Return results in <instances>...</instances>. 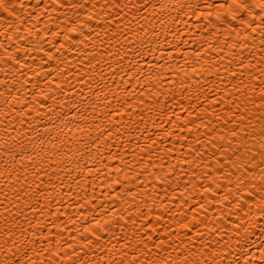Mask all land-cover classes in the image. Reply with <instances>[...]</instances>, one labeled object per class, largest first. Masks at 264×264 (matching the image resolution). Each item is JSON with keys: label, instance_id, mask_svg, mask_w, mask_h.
I'll use <instances>...</instances> for the list:
<instances>
[{"label": "bare ground", "instance_id": "6f19581e", "mask_svg": "<svg viewBox=\"0 0 264 264\" xmlns=\"http://www.w3.org/2000/svg\"><path fill=\"white\" fill-rule=\"evenodd\" d=\"M152 2L156 3V0ZM205 2L213 7H204ZM77 3H83L84 7L53 9L50 6L39 20L32 19L27 23L18 21L20 27L12 31V41H6L0 36V58L11 56L16 61L13 63V60H9L6 65L0 59V80L17 89L13 92V97L23 96L35 109V101H39L43 93L53 97L44 101L45 104L59 108L60 103L68 104L70 96L83 88V85L76 84V88L72 89L71 85L60 80L62 75L75 83L80 76L85 75L89 60L98 72L101 66H105L103 61L112 60L111 54L117 50L123 52L124 49L119 48L118 41L131 50L143 40L145 47L141 50L152 49V54L146 53L145 59L161 66L158 70L146 71L145 75L160 77L158 83L153 81V90L159 93L158 98L166 105L164 110L169 115L172 112L182 115L185 121L189 120V116L182 109L196 110V115L203 116L204 122L197 121L200 123L198 129L193 124L192 132L185 130L162 139L165 136L164 128L170 126L166 122L162 124V120L157 118L161 105L153 106L152 98H146L147 92L144 97L138 98L140 89L136 80H133L131 83L136 86V94L126 96L124 91L119 92L122 98L131 103V107L126 108L130 115L111 117L116 121L114 133L115 129L119 132L106 141L111 147L102 148L101 153L97 154L99 159H91L85 154L82 160L73 157L71 163H67L66 156L52 157V163H48V158H45L41 167L46 168L48 174L42 176L43 184L36 179V171L27 160L21 162L16 159L14 167H0V201L4 202L0 204V213H3L0 215V226H5L6 219L11 222L15 218L18 226L13 228V232L18 240L27 242L29 247L35 241L37 246L43 244L52 249L63 248L69 253L74 250L84 255L87 252L85 259H98L103 256L105 260L101 264H106L112 252L104 251L100 246L109 250L113 246L119 248L124 236L132 239L133 247H143L145 243L151 246L154 242L161 241L165 246L181 245L182 241L187 244L190 239H195V229L198 226L204 236L197 240L196 247L203 245L205 241L214 240L205 224L210 226L214 223L210 217H219L220 211L217 207H212L206 217H201L204 224L197 221L192 230L182 227L186 218L189 223L192 222L191 207L195 203L191 199V184L185 187V183L194 182L197 186H207L209 180L219 178L226 186L225 190L233 187L221 173L237 171L232 161L239 162L240 156L247 162L251 153L244 154L245 145L257 153L256 161H259L260 142L254 137L259 136L261 113L247 97H254L259 101V88L253 93L251 86L257 84L259 79H264V73L258 70V66H264V44L261 43L264 24L257 18L247 28L243 27L240 19H249L243 12L238 14L236 20L227 19L224 22V13L227 10L218 11L216 5L225 3V0H167L164 10L157 7L153 14L150 4L147 10L136 13L135 19L132 16L136 11L134 8L126 10L127 18L122 12L120 19H115V10L107 12L103 7H97L93 11V4L103 5L104 0H77ZM190 3L200 6V19L192 15L193 9L187 7ZM182 4L185 7L181 8ZM255 11L258 10L254 9ZM209 12L212 13L211 17L205 15ZM217 15L222 19L216 20ZM88 16L93 18L89 20ZM129 26L132 28L131 32L128 30ZM73 27L77 30L75 33L69 30ZM253 28L256 29L255 33ZM124 33H127L131 43L124 39ZM245 36L248 37L247 41ZM233 44L237 47L233 48ZM241 51L244 64H251V68L242 69L238 66L240 57L233 59ZM48 54L53 56L50 61ZM153 56L162 59L153 60ZM97 61L101 64L97 65ZM9 65V71H15L5 75V69ZM57 67L63 69V72H53L51 76H45L46 71ZM87 71L92 72L93 69L87 68ZM231 72L237 75L233 77ZM251 75L256 76L257 81H252ZM48 79L53 81L51 86L46 82ZM119 79L117 77V82ZM57 83L69 88V93L61 95ZM109 83L112 81L109 80ZM238 86L241 89L239 91ZM198 89L203 91L198 92ZM33 93H36L35 101ZM87 94L85 89V95ZM197 95L200 97L199 101L196 100ZM212 100L217 103L213 104ZM21 107L25 108L23 117L16 114V110ZM27 107L15 105L8 118L15 129L10 131V135L18 137L25 144V137L28 135L27 121L36 115L35 111L29 115ZM217 115L219 120L216 119ZM240 116L244 117L243 121L239 119ZM22 118L26 120L24 124L19 123ZM163 119L166 121L167 117ZM7 122H0V138L6 135L3 129ZM173 123L179 127V122L174 117ZM234 128L238 133L236 137L230 134ZM253 128L255 131H252ZM249 134L252 138H249ZM178 136H183L184 139H179ZM197 139L199 143H196ZM152 140L156 144H152ZM221 148L224 149L223 152ZM7 159L12 162L14 158L8 156ZM62 159L65 164L60 163ZM85 161L88 162L87 167L93 168L92 173L87 171ZM221 162L223 168L220 167ZM36 163H39V157L36 158ZM208 173L211 175L208 176ZM241 174L242 172L237 171V175ZM114 181L119 183H113ZM37 185H40L45 196L51 192V197H40L37 203ZM212 188L216 189V185L213 184ZM222 194L217 190L215 199L219 200ZM195 199H201L199 192L195 193ZM58 201L63 202V207ZM33 205H36L35 211ZM42 205L49 206L44 213L39 211ZM5 206L13 216L4 212ZM57 210L63 213L59 218L50 214ZM224 210H227L226 203ZM157 216L160 217L159 222ZM93 217L106 229L100 232L101 239L98 244L94 236L86 238L82 235L85 227L91 228L96 222ZM132 219L138 221L134 226ZM29 220L33 223L32 228L28 226ZM105 220L109 223L104 224ZM37 221L45 225L42 231L37 230ZM53 221L56 227L52 226ZM216 226L219 227V224ZM20 228L26 230V236H20ZM133 231L138 233L134 238ZM113 234L121 237V240L113 239ZM45 236L49 239L46 240ZM261 239L264 238L258 233L251 237L256 244ZM2 240L3 237H0V242ZM87 240L92 242L95 251L87 247L81 248ZM69 245L72 247L69 248ZM213 246L216 245L213 243ZM168 250L171 251V248ZM246 251L255 253L256 250L251 244L243 250L237 246L228 254V260L224 264L237 259L243 264ZM64 254L63 251L60 252L61 256ZM116 258L119 259L118 254Z\"/></svg>", "mask_w": 264, "mask_h": 264}, {"label": "snow or ice", "instance_id": "6c2138e0", "mask_svg": "<svg viewBox=\"0 0 264 264\" xmlns=\"http://www.w3.org/2000/svg\"><path fill=\"white\" fill-rule=\"evenodd\" d=\"M151 4L153 9V14L155 9L159 7L160 10H164L167 6V0H156L153 3L152 0H104V4H93V11L97 7H103L107 12L116 11L115 19H120V13H124L125 18H127L128 11L135 9L136 11L132 13L135 19L136 13L141 12V10H147L148 6ZM53 9H59L67 7L69 9L73 8H83V3H77V0H0V36H3L6 41H12V31L18 30L20 25L18 21H28L35 19L39 20L41 15H44L49 7ZM185 5H181V8ZM187 7L193 9L192 15L196 19H200V6L188 4ZM204 7H213V5L205 2ZM219 10H227L224 13L225 20H236L238 14L243 12L249 16V19L245 21L243 18L240 22L243 27L247 28L249 24H253L257 18L264 24V0H225V3L216 5ZM254 9L258 10L254 12ZM128 10V11H126ZM211 17L212 13L209 12L205 14ZM27 17V20H25ZM93 17L88 16L87 19L91 20ZM51 19V17H49ZM216 20H221L222 17L217 15ZM71 32L75 33L77 30L75 27L69 29ZM130 32L132 28L129 26ZM255 33L256 29H252ZM58 34V33H55ZM124 39L128 40L129 37L127 33H124ZM248 37L245 36V41ZM261 43L264 44V33L261 34ZM119 48H123L124 51L121 52L117 50L112 55V60L103 61V65L96 71V66L92 64L89 60L87 66L85 67V75L80 76V78L73 83L68 81L66 76H61L60 80L63 83L71 85L72 89L76 88V84L83 85V88L78 89L74 94L70 96V102L68 104L60 103L59 108L54 105H47L44 103L47 99H52L41 93L40 100L35 101L36 93H33V100L36 102L37 107L33 109L29 100L25 99L23 96L13 97V92L17 89L8 86V82L0 80V122L7 120L3 131L6 135L0 138V167L7 165L8 167H14L15 160L18 159L21 162L27 160L29 164L33 166L36 171V179L40 180L43 184L42 176L47 175V169L42 168L41 164L44 163L45 158H48V163H52V157H67V163L72 162V158L76 157L78 160L84 159V155L87 154L91 159H99L98 153H101L102 148H110L111 145L106 143L109 138L113 137L115 133L119 130L115 129L114 125L116 121L112 120L111 117L114 116H124L127 113L126 108L131 107V103L128 99L122 98L119 95L120 91H124L127 95L136 94V86L132 85V81L136 80L139 86V97H144L145 92L148 93V97L152 98L153 106L161 105L158 119L162 120V124L166 122L170 128H164L165 136L162 139L172 137L173 135H178L179 132H192V125L195 124L196 128L200 127V123L204 122L203 116H197L196 110L188 111V109H182L186 111L189 116V120L185 121L182 115L172 112L171 115L164 110L166 105H163L160 101L159 93L153 90V81L159 82L160 77H155L151 74L145 75L148 70H158L161 66L159 64H153L145 59V55L152 54L151 48H146L145 51L141 49L145 47L144 41H140L139 46L133 47L131 50L122 42H119ZM247 46V45H245ZM233 48L237 45L233 44ZM58 51L60 49H57ZM199 56L200 54L197 53ZM238 60V66L242 69L251 68V64H244L243 62V52L234 55L233 59ZM95 57H93L94 59ZM3 60L4 64H8L9 60H13V57L6 56L0 58ZM53 56L48 54V60H52ZM162 59V57L157 58L153 56V60ZM143 61V64L141 63ZM63 62V61H62ZM101 64L97 61V65ZM21 67L23 65L21 64ZM11 65L5 69V75H10L12 72L9 71ZM87 68H92V72H88ZM170 70V69H169ZM258 70L264 73V66H258ZM178 71V70H177ZM210 71V69H209ZM53 72H63V69L57 67L51 71H46L45 76H51ZM95 73V74H93ZM110 73V75H109ZM39 75V73H37ZM79 75V73H77ZM231 76L235 77L237 73L231 72ZM98 77V78H97ZM117 77H120L117 82ZM15 79V77H14ZM257 77L251 75L252 81H257ZM109 80L112 83H109ZM46 82L51 86L53 81L51 79L46 80ZM146 82V83H145ZM243 85V81L240 82ZM114 85V87H113ZM183 87V84H181ZM57 88L60 90L61 95L69 93V88L63 87L61 83H57ZM259 88V101H256L254 97H247L258 109H260L259 119L261 120V127L259 131V136L254 137L260 142L259 161H256L257 153L247 145H245V155L251 153V157L247 162L243 161V156L239 157V162L233 160V167L237 171L242 172L241 175H237V171L222 172L224 179L228 180L230 184L233 185L231 188H227L222 184L219 178H214L208 181L207 186L201 184L197 186L194 182H186L185 187H188L189 183L193 189V195L191 197L192 201H195L191 207V212L193 213L192 222L189 223L187 218L182 224V227L186 230H192L193 226L197 224H204V219L202 216L206 217L207 212L212 207H217L220 211L219 217L212 216L211 220L214 221L212 225H206L209 229V235L214 238V240L205 241L203 245L196 247L197 240L204 236L198 226L195 229V239H190L189 243L185 244L183 241L181 245L169 244L165 246L164 242L153 243L151 246L144 244L143 247L132 245V239L128 236L123 237V243L119 245V248L113 246L111 250L105 249L104 246H100L104 251H111L110 255L106 261V264H224L228 260V254L232 252V249L239 246L241 250L248 248L249 244L255 248V253L245 252V258L243 264H264V239L260 240L259 244H256L251 240V237L255 234H259L260 237L264 238V79H259L258 83L251 86V91L256 92ZM85 89L87 90V96L85 95ZM237 90H241L238 86ZM198 92H202L203 89H198ZM190 95V93H189ZM111 97V99L109 98ZM200 97L197 95L196 100L199 101ZM115 101V104L113 103ZM143 102V101H141ZM213 104H216V100H212ZM15 105H27V111L29 115L35 111V117L27 121V133L25 137L27 143L25 144L23 140H19L18 137H12L10 131H14L12 128L11 120L8 119L12 108ZM192 108V105H189ZM89 109L91 111H89ZM123 109V110H122ZM239 110V106H238ZM25 111L24 107L18 108L16 114L23 117ZM211 115V113H208ZM107 117V119H105ZM167 117L166 121L163 119ZM173 117L179 122V127L173 123ZM217 120L220 119L219 115L216 117ZM241 121L244 120L243 116H240ZM200 123H197V121ZM26 120L22 118L19 123L24 124ZM162 124L158 127H161ZM205 127H208L205 124ZM171 129V130H170ZM211 130V129H210ZM243 131V129H241ZM255 131V128L252 129ZM231 136L236 137L238 135L237 131L234 129L230 132ZM199 135V134H198ZM151 139V134H149ZM179 139H184L183 136H178ZM249 138L251 134H249ZM223 139V138H221ZM197 139L196 143H199ZM152 144H156L155 140H152ZM29 145L31 147H29ZM151 147V145H148ZM143 151V149H142ZM223 152L224 149L221 148ZM13 157V161L9 162L7 157ZM39 157V163H36V158ZM231 159V158H229ZM61 164H65L62 159ZM187 163V161H184ZM88 162L85 161V167H87ZM66 166V165H65ZM220 167L223 168V162H221ZM89 173L93 172L92 167H87ZM119 171V169H116ZM2 174V173H0ZM70 174V173H69ZM208 176L211 173L207 174ZM235 177V180H232ZM206 178V177H205ZM26 179V177H25ZM75 182V181H74ZM49 183H51V177H49ZM113 183H119V181H114ZM216 185V189L212 188V185ZM47 187V185H45ZM217 190L223 194L220 199H215L217 195ZM199 192L201 199L196 201L195 193ZM52 193L49 192L45 196L44 192L41 190L40 185H37L36 198L37 203H39V198L44 197L49 199ZM183 195V194H182ZM135 199V198H133ZM174 199V197H172ZM188 201H186L187 203ZM0 201V204H3ZM58 203L63 207V202L58 201ZM131 203V202H129ZM225 203L227 204V210L225 211ZM86 206V205H82ZM102 206V205H101ZM33 210H36V205H33ZM48 205H42L39 208L41 213L45 212ZM136 207H139L137 205ZM4 212L8 213L9 216H13L10 209L7 206L4 207ZM23 214V213H22ZM53 216L59 218L63 215L62 212L57 210L55 213H50ZM3 215V213H0ZM123 215V213H121ZM27 219V217H25ZM160 217L157 216V221L159 222ZM92 225L91 228L85 227L82 235L85 237H93L97 244L100 241V232L106 231V229L101 225L99 220ZM138 221L132 219L131 223L133 226ZM107 220L104 224H108ZM219 224V227L216 225ZM17 222L15 218L10 222L5 220V226H0V237H3L2 242H0V264H101L105 260L103 256L97 258L85 259L88 253L85 252L84 255H80L73 252L69 253L63 248L52 249L43 244L37 246L35 241L32 242V246L29 247L27 242L18 240L16 234L13 232V228L17 227ZM29 228L33 227L32 221H28ZM52 226L56 227L55 222H52ZM37 230L42 231L45 225L40 221H37ZM99 229V231H97ZM62 232L63 229H60ZM138 233L133 231L134 238ZM27 232L24 228H20V236H26ZM113 239L121 240V237L115 236L113 234ZM45 239L49 238L45 236ZM150 239V237H149ZM49 243L51 241L49 240ZM213 243L216 245L213 246ZM69 248L72 246L69 245ZM87 247L93 249L92 242L87 240L86 244L82 245L81 248ZM153 248L155 251H153ZM171 248V251L168 249ZM129 249H132L129 251ZM64 252L63 256L60 252ZM167 253V255H164ZM258 253V255L256 254ZM119 255V259L116 255ZM157 257L153 259L152 257ZM229 264H241L239 259L229 262Z\"/></svg>", "mask_w": 264, "mask_h": 264}]
</instances>
